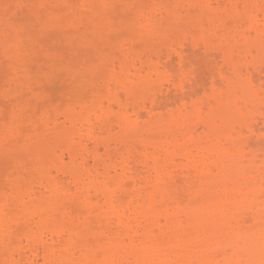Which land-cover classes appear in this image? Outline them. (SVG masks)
I'll list each match as a JSON object with an SVG mask.
<instances>
[{
	"label": "bare ground",
	"instance_id": "obj_1",
	"mask_svg": "<svg viewBox=\"0 0 264 264\" xmlns=\"http://www.w3.org/2000/svg\"><path fill=\"white\" fill-rule=\"evenodd\" d=\"M80 1L67 6L76 29L82 15H97V3H110ZM62 3L42 0L39 8L52 11ZM123 4L143 37L156 39L165 25L183 22L199 34L188 29L167 50L120 49L101 89L92 87L89 106L68 103L23 123L16 85L23 89L31 74L12 11L0 10V50L16 89L0 92L12 106V121L0 125V145L31 143L41 130L65 132L72 143L59 153L49 147L48 164L42 154L8 173L0 188V264H260L264 107L258 117L253 112L264 98V0ZM10 31L19 41L13 47ZM201 48L213 67L197 80L185 68ZM140 88L151 95L137 98ZM225 106L244 121L231 125L228 114L227 120L216 112ZM24 121L27 131L13 127Z\"/></svg>",
	"mask_w": 264,
	"mask_h": 264
},
{
	"label": "rangeland",
	"instance_id": "obj_2",
	"mask_svg": "<svg viewBox=\"0 0 264 264\" xmlns=\"http://www.w3.org/2000/svg\"><path fill=\"white\" fill-rule=\"evenodd\" d=\"M18 1L0 0V10L3 11L4 9H7L12 11L11 18L14 24H16V26L18 27V32L20 36L19 41L21 44L20 43L19 44L22 48V57L26 60L25 66L26 68H28V70H30V74H31L29 82L24 80L25 85L23 84L24 85L23 89H21L22 86L20 88V86L16 85V89L18 91L17 97H19L18 99H21L20 102L22 104L21 110L23 109L24 114L26 115L25 118L23 117L24 116L23 114L21 116V118L22 117L23 118L20 119L19 122H21L23 119L34 117V115L36 114L39 117H43L46 115H53L57 112H61L63 111V109L67 108L66 106L68 105L66 104L68 103L69 104L73 103L76 105L78 103V105H80V103L84 104L83 102L85 103L87 102L85 105L88 104L89 106V104L91 103L89 101L91 100L92 97L91 96L92 93L91 91L93 90L92 87L93 86L98 87L100 85V88H96V89H101L104 80L108 78L109 70H107V68L108 69L110 68L109 63L117 61L115 59L117 57L119 58L120 55L118 53L121 52L119 51L120 49L122 50L124 48H128V49L132 48L133 52L134 51H136V53L139 52L138 54H142L143 52L144 54L146 53L145 51H147L148 53L149 49L152 48V45L153 46L157 45L155 47H158L159 49L162 48L163 50L164 49L167 50L169 46L178 44L179 40H182L183 37L185 39V37H187L189 33L192 34L193 32H196V31L192 32V30L194 29L193 27L190 28L191 25L190 23L188 24V22H183L182 24L177 25L176 27L173 26L167 27V25H165L166 27L164 26L165 28L163 27L162 31L158 32L161 33L157 34V36L160 35V38L159 36L158 37L156 36L157 39L156 42H154V40H156L155 37H152V39L147 36L143 37V35H141L142 33L138 30L139 27L135 25L136 22L133 23L134 16L131 15L133 14V12L132 11L129 12L130 9H127L125 8V6H123L124 1L127 0H110L109 5L108 6L105 5V7L101 3H100L101 5L100 4L98 5L97 3V6H95L96 7L95 9L98 8L96 10L97 15H95V13L94 15L93 13L92 14L86 13L82 15L81 18L84 24L82 23V25L79 26L80 28L78 27L77 29L76 27H73V25H71L73 16L71 15L70 11L67 10L68 9L67 6L68 3L69 5H71L72 3L73 5H76L79 2L80 4L81 2L80 0H66L67 5L62 3L58 5L59 7L57 9L55 8L52 11L39 8V4L41 3L42 0H23L21 1L22 3ZM131 16H133V18H131ZM94 19L96 20L97 25L99 22L98 29H100V31L98 29L97 31L95 30L97 25L95 26L96 22L94 21ZM105 20H108L107 22L111 25H109ZM91 22L93 23L95 22V24ZM170 28L173 31H171ZM188 29L190 30L188 31L189 33L187 32ZM13 32L10 31L8 36L9 37L8 40L10 39V42L9 41L8 42L11 43L12 45V46L10 45L11 47H13L12 43L18 41V40L16 41L17 39L16 32L15 31ZM13 34L15 36L14 38H13ZM196 36L198 37V35ZM188 39H189V43H191L192 41L191 37H188ZM12 40H14L15 42ZM146 42L148 46H146L147 45ZM261 43L258 42L257 45L261 47ZM1 50H0V92L5 88L9 90L14 89L15 92L16 90L14 88L15 85L14 87H12L13 84L15 83L14 81L11 80V72L9 71L10 68L3 60L4 59L3 52ZM190 59L191 61H189L188 67L185 68L190 73L195 72L194 74H190V75L194 76L195 79L197 78V80H204L208 78L210 69L213 66L211 60L208 57H205L204 49L201 48L200 52L194 54V57L191 56ZM107 64L109 65L108 67L105 68L104 66L105 65L107 66ZM172 68L176 76L177 74L180 75L179 77L182 76L183 72L179 71L181 69L180 67L178 68L177 63L176 64L173 63ZM9 86H11L12 88ZM27 87L30 88L31 90L28 89ZM149 89L150 88H148V91ZM148 91L147 89L144 91V89L141 90L140 88L139 90L136 91L137 93L136 97L137 98L139 97L141 99L144 97L147 99L148 96L151 95L150 94L151 92ZM141 95L142 97H140ZM76 101L78 102L76 103ZM258 106L259 107L256 110L254 109L256 113L253 112V115H255L256 117L259 116L258 115L259 108L264 107V98L258 102ZM35 107L36 109L33 110L32 108ZM225 107L224 108L221 107L220 110L216 112L219 115L222 116L224 115L223 118L226 119L229 115L228 119L231 125L238 126L241 121H244L241 115L231 112L230 108L228 109L227 107L226 108ZM7 109L9 111H7ZM11 109L12 106L10 101L9 100L7 101V98H5V96H2V94H0V118L4 119V121H2L1 119L0 125L2 122L6 123V121L7 124H10L9 121L12 120L8 119V117L10 116V115L8 116V114L12 113ZM42 110L43 112L40 113ZM5 112L8 113L5 114ZM2 115H7V116L6 118H4L5 116ZM37 115L34 117L36 121H38L39 119ZM226 115L227 117H225ZM19 122L14 123L13 127L16 128L18 127L19 128V129L17 128L18 130H23V132H25L23 127L27 125V122L24 121L26 122L24 124H22L23 121L20 124ZM259 124L261 125L260 122ZM227 126H229V124H227ZM16 128H14L13 130H15ZM24 128L26 129L27 126H25ZM43 131L41 130L39 131V133L37 132L38 140L37 137L36 138L34 137L36 136L35 135L36 132H34L35 134L33 135V138H31L32 139L31 143L28 141V139L22 138L21 141L22 143L24 141L25 145L21 143H17L18 144L17 146L16 144L13 143L12 145L9 146L8 144L6 145L4 144L5 146L3 144L0 145L1 146L0 147V188L2 187V184L4 185V183H7L5 181H7L6 178H8L7 175L10 172V170L12 168L18 169L20 167V163L22 165H25L26 164L25 162L30 161V164L29 163L27 164L31 165V163H33L34 160L36 159V156L38 157L40 156L41 158L43 155H46L47 157L43 156V158H41L40 160H42L43 164L44 163L48 164L49 163L48 160L50 161V159H48L50 157L48 156L51 152L58 151L57 153H59L61 152L60 151L61 147L64 148L65 146V150H66V147L69 148L70 144H72L71 141H69L71 140L70 139L71 137H68L69 135L68 133H67L68 135H66L65 132L52 134V132H46V131L43 132ZM31 132L33 133V131ZM62 133L64 134L63 138L61 135ZM0 135H2V133ZM245 136H247V134ZM261 136L263 137V134ZM7 137L8 140L9 135ZM31 139L29 138V140ZM257 139L258 137L254 135V138L252 140L254 144L256 143ZM241 140H244V136L241 137ZM22 145L24 146L22 147ZM9 147H11V149ZM38 147H40V149ZM49 147L51 149L50 153H49ZM27 154H29V156ZM33 157H35L34 160ZM43 159L45 162L43 161ZM18 161L21 162L18 163ZM26 183H28V181Z\"/></svg>",
	"mask_w": 264,
	"mask_h": 264
},
{
	"label": "snow or ice",
	"instance_id": "obj_3",
	"mask_svg": "<svg viewBox=\"0 0 264 264\" xmlns=\"http://www.w3.org/2000/svg\"><path fill=\"white\" fill-rule=\"evenodd\" d=\"M260 264H264V260H261Z\"/></svg>",
	"mask_w": 264,
	"mask_h": 264
}]
</instances>
